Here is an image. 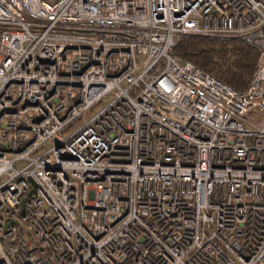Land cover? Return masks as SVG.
I'll use <instances>...</instances> for the list:
<instances>
[{
	"label": "built area",
	"instance_id": "2783aa9c",
	"mask_svg": "<svg viewBox=\"0 0 264 264\" xmlns=\"http://www.w3.org/2000/svg\"><path fill=\"white\" fill-rule=\"evenodd\" d=\"M0 264H264V0H0Z\"/></svg>",
	"mask_w": 264,
	"mask_h": 264
},
{
	"label": "trees",
	"instance_id": "16d2710c",
	"mask_svg": "<svg viewBox=\"0 0 264 264\" xmlns=\"http://www.w3.org/2000/svg\"><path fill=\"white\" fill-rule=\"evenodd\" d=\"M172 55L193 62L204 72L241 92L248 88L259 60L258 50L245 41L203 36L182 38Z\"/></svg>",
	"mask_w": 264,
	"mask_h": 264
},
{
	"label": "rangeland",
	"instance_id": "374dc122",
	"mask_svg": "<svg viewBox=\"0 0 264 264\" xmlns=\"http://www.w3.org/2000/svg\"><path fill=\"white\" fill-rule=\"evenodd\" d=\"M111 100V96L108 97V100L101 102L100 104H98L97 106H95L90 112H88L81 120L77 121L72 127L71 129L65 133L66 136H68L70 133H72L74 130L78 129L80 126H82L85 122H87L88 120L91 119V117L93 115H95L96 113H98L101 109H103L104 107H106ZM48 147V146H47ZM47 147H45L44 149H42V151L46 150ZM26 162H19L17 165H24Z\"/></svg>",
	"mask_w": 264,
	"mask_h": 264
}]
</instances>
